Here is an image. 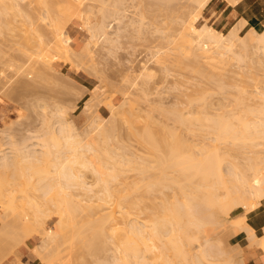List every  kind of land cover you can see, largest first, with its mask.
<instances>
[{
    "label": "bare ground",
    "instance_id": "1",
    "mask_svg": "<svg viewBox=\"0 0 264 264\" xmlns=\"http://www.w3.org/2000/svg\"><path fill=\"white\" fill-rule=\"evenodd\" d=\"M51 1L54 2L58 8H60L59 11H61V15H60V12H57L58 11L56 9L57 7L52 9ZM136 1H138V0H135V1L131 0V2H136ZM193 1H195V3H197V8H198V9L193 8L194 10H192V11H195V9H196V12L194 13L195 15H193L190 12V15L191 14L193 15V16L189 15L190 18L189 17L188 18L190 20L185 17L184 18L185 20L181 21V24L178 23L181 25L180 28H178L179 32L176 33L175 35L173 34V37H171L172 34H169L171 39L168 36V38L170 39V41L169 40L168 41L170 43H173V44L175 43L174 44V50L177 51V52H174L175 54L176 53H178V55L184 54V56H186L185 57L186 60H188L187 58H189L188 55L190 54V52H191V54L192 53L196 54V52H197V51L193 52V49H192L193 38L190 37L192 35V33H190L189 31L193 30L192 32H196L197 35H199V38L197 39L198 45H199L198 49H200L201 50L200 52L203 54L204 60L203 59L202 60L204 62L201 59L197 62L199 64L202 61V63H204V64H203V66L199 65V67L201 66L202 68L201 67L200 68L197 67V68L200 69V71L204 68V70H202V73H204L203 76H205L204 79H206V81L203 80L204 83L213 80V78H215V75L217 74L216 71H214L215 70L214 68H217V66L214 65L213 61H212L215 58L218 57L219 62L229 64L228 61L233 59V58H235L237 60H242V61L244 60L245 61L244 58H246V56L244 57V52L248 49H251V50L255 49V50H253L254 53L256 51L259 52V50H261L260 52H262V51L264 52V10L261 12L263 24L258 26V28L261 29V31H262V32L259 31L260 35L256 34L257 29L251 24V21H249L248 19L242 18V16L235 19L234 20L235 22H232L229 26L228 31L225 32V31L219 30L217 27H214L212 24L208 23V20L210 21V18L207 19V17L204 15V12L207 10V8L209 7V5L211 4V2L213 0H193ZM242 1L243 0H222V2H220V3H221V6L230 5V6L236 7ZM20 2H21V0H20ZM20 2H19V0H4V5L2 8H0V13H2V11H4L5 9L8 10L7 8H11L10 10L13 9V12L17 11L19 13V15L22 16L21 13H24L26 10L24 11L23 8H22L23 10L21 9ZM36 2L41 9L43 8V11H44V8H46L47 10L45 9V11H48L49 13L50 12L52 13L54 11V15H55V13H59V15L61 16L60 18H58L57 21H55V22L53 21V24L55 25V27L51 23V25L54 27L55 30H52L53 32H50V33H52V37L50 38V41L48 40V42H47V40L44 39V38L47 39V37H45V35H43L40 32V30H39L40 27H39L38 21L39 20L41 21V19H43V20L48 19L49 17H52L53 19L55 18L54 20H56L59 15H57V17H55L56 15L53 17V13L51 14L52 16H50V14L47 15L48 12H46L47 14L45 13V15H43L41 19H40L41 16L38 17V19H37L36 18L37 15H35L36 17L34 15H32L33 12L26 14L27 13V11H26L23 14L24 20L22 18V20H23L22 23L23 24L26 22H27L26 24L29 23L28 24L29 25L28 31L30 30L28 32L29 34H31L30 32H33L35 34L38 33L37 35L39 37H38V40H36V42H38L37 47H39L44 54L46 53L45 56L47 57V59L50 60V58H48V57L51 56V60H50L51 63L53 61H56V60L63 61L66 65V67H69L67 65L70 64V61H69L70 60V58H69L70 53L71 54L75 53L76 54V55L74 54L75 56H77V54L81 55L82 52H84V50L86 48L88 51L85 50V53L86 52L88 53L89 48H90L89 44H91L92 41L99 39L100 37H103V39L106 40L107 42L112 41V43H114V42L119 41V39L121 37V33H122L121 31L125 27L124 26L125 22H124L123 28H122V22L128 17L127 12L130 11L129 8L131 5V4L129 5V3L127 4V2H129V0H35V3ZM134 4L136 6L137 4H139V1H138V3H134ZM53 7H54V4H53ZM131 7H134V6H131ZM31 8H33V7L31 6ZM50 9H52L53 11H51ZM54 9H56V10H54ZM30 10H28V12ZM35 12H36V10H35ZM6 14H8L7 11H6ZM13 14L11 12L12 16L15 15V14L14 15ZM29 14H31V15L29 16ZM212 15H214V13ZM31 16L32 17L34 16L35 19L34 18L32 19ZM142 16H143V14H142ZM142 16H140L138 19L131 18V17H129V19H128V21H130V23H131L130 25H133V24L135 25L137 23L138 33L144 32V31H142L143 29L145 30V25H144L145 21L143 20L144 17L142 18ZM170 17L172 18V16H170ZM14 18H12V21H14ZM112 18L113 19L115 18L117 20V22H119L118 23V25H119L118 26V32L116 33V35H117L116 39H114L115 37L113 38L112 36H110V33L108 31V27L110 26L109 21ZM75 20L80 21L83 24L82 26L86 29V31L88 33V39L80 50H76L73 47V45H72L73 39H72L71 35L68 33V26L71 23L73 24V22ZM167 22H169V21H167ZM0 23H2V22H0ZM5 23H4V25H5ZM127 23L129 24V22H127ZM235 23H237V24H235ZM2 24H0V26ZM28 25L23 26V29H24V27H28ZM127 25H126V27H127ZM239 25H240V27H239ZM6 26H8V25L6 24ZM135 28H136V26L134 27V29ZM174 28H175V26H174ZM253 28L256 29V30L254 29L255 30L254 35H256L258 37L254 36L252 34L251 31ZM3 29H5V28H3ZM49 29L50 28H48V30ZM169 29H171V28H169ZM10 30H12V29L10 28ZM245 30L246 31L250 30L251 33L248 34L247 33L248 31L246 32ZM12 31H14V30H12ZM82 31H83V29H82ZM156 31L160 32V34L162 33V35H164V36L166 34L168 35V33H166L167 31H165L161 28H157ZM243 31H245L244 32V35L246 34L245 36L242 34ZM24 33L26 34L27 32L24 31ZM50 33L48 31L46 34L50 35ZM193 34L196 35L195 33H193ZM247 34L249 35V38H247L248 37ZM167 35H166V37H167ZM252 35L254 37H251ZM30 36L31 35H29V37ZM48 38H49V36H48ZM234 38L239 40V41L236 40V41H238V42H236V45H238V43H239L240 44L239 47L242 46L241 50H239V51L237 50V49H240L239 47H237V49L234 50V47H235L234 46L235 42L233 41V40H235ZM178 39H180V41ZM33 40H31V41L33 42ZM226 40L228 41V44H226ZM31 41L29 43H31ZM36 42H34V43H36ZM207 42H209L210 44H212L211 42H214L217 46L224 48L225 51L223 50L224 52L223 51L216 52V53H219V56L217 54L215 55V54H213L214 52L211 51V49H210L211 47H207V45H206V44H208ZM250 47H252V48H250ZM156 51H154L155 55L154 54L153 55L158 57L162 53V51H159V50H156ZM226 52L229 54L228 57L227 56L223 57V54H225ZM247 52H246V54L248 57ZM87 53H86V55H90ZM164 53H165V51H164ZM227 53H226V55H227ZM250 53H251V51H250ZM185 54H188V55H185ZM256 54H258V53L256 52ZM86 55H84V56L86 57ZM196 56H198V55H196ZM175 57H177L178 60H177V58L176 59L174 58L175 60H177L176 61L177 64H174V65H178L179 63H180L179 65H182V61L180 60L181 58L179 56H175ZM195 57L193 59L198 58V57H196V58ZM252 58H255V57H252ZM158 59H159V57L157 58V60ZM252 60H256V59H252ZM50 61L48 62L49 64H51ZM234 61H232V63ZM242 61L239 64H241ZM251 61H249L250 64H253V63H251ZM258 61H259V59H258ZM261 61H263V60H260L259 63H262ZM157 62H159V60ZM147 63L148 62L142 63V65L140 67L141 70H140L139 74H137L135 79H132L131 82L129 80L130 79L129 76L128 75H127L128 77L125 76L126 79H128L129 82L132 83L131 84L132 87H133V85L134 86L138 85V80H139L138 78H142L141 80H144L145 78H149L152 75H154L153 74V72H154L153 68H151ZM189 64H190V62H189ZM198 64H197V66H198ZM250 64L248 66H250ZM157 65H159V64H157ZM179 65H178V67H180ZM207 65H208V67H207ZM31 66H32V68L35 67L33 69V72L36 71L35 69L37 66H35V65H34V67H33V65H31ZM190 66H191V64H190ZM253 66H255V64ZM129 67H131V66H129ZM162 67H166V66L162 65ZM21 68H22V66H21ZM32 68L29 67L30 70ZM37 68H39V67H37ZM222 69H223V67H222ZM263 69H264V67H263ZM162 70H164V68H162ZM166 70H164V71L166 72ZM193 70H195V68ZM220 70H221V68H220ZM241 70H240V72H241ZM250 70H253V68L252 69L250 68ZM255 70H256V68H255ZM258 70L260 71V69H258ZM237 71H236V73H239ZM36 72H38V71H36ZM250 72H252V73H250ZM250 72L249 73L251 75L248 74L249 79L251 76H253L252 79L255 80V78H254V77H256L255 75H258L259 73L256 71L255 72L250 71ZM260 72H262L261 74L263 75V71L261 70ZM218 73H219V71H218ZM236 73H234V74H236ZM35 74H37V73H35ZM221 74H217L216 76L220 75L219 77H221ZM226 75H227V73H226ZM262 75L261 76L258 75L256 78L257 79L260 78L263 81L264 78H262L263 77ZM238 76L239 75L237 74V77ZM242 76H244V75H242ZM0 77L3 78V76H0ZM223 77H225V76L222 75V79L220 78V80H223ZM234 77H233V79L237 78V77L236 78H234ZM132 78H133V76H132ZM216 79H219V78L216 77ZM257 79H256V82H257ZM242 80H244V81H242L243 83H241V84L239 83L238 86H237L238 81L236 82L237 83L236 85L233 83L235 85L234 87H236V89L234 88L233 90H234V92H235V90H237V92H236L237 95H235L234 93L231 94V95L235 96V98L230 99V101L233 100L232 106L231 105H229V106L225 105V106H227L226 108H225V106H223V111H221V109H218L219 107H216L218 109V111L220 110L219 113L217 112L216 114H214L213 112H210V114L213 113L214 115H212V114L210 115L209 112L207 113L206 109L209 108L208 103H210V102H209V100H207L208 101L207 102L204 99H207L205 97V95L206 96H207V94L209 95L208 92L211 89L206 93V89H208V88L202 87L203 85L200 87L202 92L199 90L195 91L201 95H198L197 93H195V96H194L193 93L191 94L194 96V97L191 96L194 99L197 97L196 94L198 95V97L201 96V97H199L200 99H196V100L191 99L193 101L192 102V101H190V98H189L188 100L190 101L191 104L189 103V101H187V100L186 101H187L188 105L189 104L192 105L197 101L196 103L198 105H200V107L199 106L198 107L201 108V106H202V109H200V112L198 110L199 108L197 109L198 113L200 114L201 112L203 113L204 111H206L204 114H202V115L200 114L198 116H195L197 114H195V115L192 114L193 112L191 110V112L188 111L189 112L188 113L189 115H188L186 113V111H184L183 109H181V110L178 109L177 111L178 112L180 111L179 113L175 110H174L175 112H172L173 114L171 113L173 118H176V119H173L174 121L177 120L178 122L179 121L181 122V123H178V125L188 124L186 126H184V125H182V126L186 127V129H189L191 131V130H193L191 128L194 126L191 123L196 124L197 122H200V124L202 125L201 130L204 131L206 129L207 133L211 135L210 142L207 141L208 143L203 144V145L198 144V145H201V147L198 146V147H200V148H198V150H197L196 144H194L195 145L194 146L193 144L188 143L187 139H185L184 137H181L180 131H172L171 132L172 129L168 131L167 129H170V128L166 129V127H169V126L164 127L165 124L163 125V127L166 130L162 127V130L163 129L165 130V132H163V133L161 131V133L163 134V136H162V134L159 133L161 130V127H160V130L157 131L156 130L157 128L155 127V125H157V124H155L156 120L153 121L152 118L150 119L149 116H148L149 119H146L144 122H148V120L153 121L152 124L154 126L150 123L149 124H150V126H153V128L154 127L156 128V129L154 128V130H156L155 131L156 133H154L153 129L150 130L149 127L146 126V123H143L145 125L139 124L140 127L144 126L143 127L144 131H143V129H141L142 127L140 128L137 125L139 123L137 121V118H140V117H138L139 116L138 113L136 114L138 116H136L134 114L133 110H134L135 106H130L131 101L129 103L130 105H128L129 106L128 109L124 108V105L127 104L130 99L128 100V102L122 101L120 104L112 102L113 104H117V105L112 104V106H110L111 109L109 110V112H110V115L111 114L113 115V117L111 118L112 119L111 122L109 124L107 123L108 125L105 126V123L102 124L104 121L101 120L102 123H100V125L102 124L104 126L100 127L99 124H96L97 122H100V121L95 122L96 127H98V125H99V127L101 129L98 127L99 128V131H98L97 130L98 128L96 129V127L94 126V128L98 132H96V137L94 136L95 141L93 143H90L88 141L89 140L88 138L85 139L83 137L85 139V142L83 141L84 139L82 140L81 137H79L80 139H78L76 136V133L74 134V132L71 131L72 128H70L69 125L67 126L68 128L64 127L65 125L64 126L62 125L63 127L60 125L61 127L59 129V133L58 132L57 133L61 134L63 139H65V140L63 143L58 142V140H57L56 144H52L53 146L55 145V147H57V149H56L57 151H55L56 153H52L53 151L50 150L52 147L51 148L47 147V150H50L48 153L50 155H53V159L51 160L52 169L49 170V168H48V171L46 170V168L44 169V168H41L40 166L37 167L33 163L32 160H29V159L36 157L35 152H36L37 148H33V146H35V144L32 143V145H30V146H32L31 148H29L28 144L26 146L23 145L24 148L23 147L17 148V151H18L17 154L12 153L13 151L12 152L10 151L11 153H9V154H12V155L14 154V157L12 155L8 154L9 150L6 151V148H8V146L2 147L0 149V170L2 171V169H7L5 171L3 170L2 172H5L6 176L5 175H3V176L6 177L10 181H8L6 178H4L2 176L1 171H0V176H2L6 180V182L8 181V183H6V182H4L5 180L3 181V179L0 177V180L2 181V182L0 181V221H1L0 223H3V227L0 228V230L2 229L3 231H0V232L1 233L8 232L7 234H9V236H11L13 234L12 235L13 237L12 236L11 237L14 239V241H16V243L19 242V244L22 241L20 239L19 233L18 234L16 233L17 230L19 231L20 229H22L21 231L23 232L24 236L27 239H29L33 235H38L40 237V240L38 241V244L36 246H34V249H32V254L36 257V260L33 262V264H53L54 263L53 262V260H54L53 259V250L55 248L60 247L63 243H65V240H67L65 236H67V237L70 236V238H69L70 240L69 239L68 240H69V242H71V245H72V242L73 243L75 242L74 239H77L76 236H79L78 241H80V239L85 238L83 242L81 240L80 245L82 243H84L83 245H81L82 247L84 245H85V247L89 246V247H87V249L89 248V250H91V248H92V250H93V246L97 245V246H95V249L98 250L97 248L100 249L104 245L102 240H104L106 238V235H109V233L111 234V238L109 237L110 239H112L115 236V234H116V236L114 238H116L118 236L121 238L120 240H119V238H117L115 240V242H117V244H118V241H120L119 242L120 244L119 245L116 244L117 245L116 247L119 248L118 250L120 251V254H122V255L117 253L120 256L118 258H117V256L113 258L114 255H112L113 261H111V262H113V263L110 262L111 259L109 257L110 260H108L107 263L104 261H106L108 258L105 260H102L103 262L99 261L98 264H108L109 262H110V264H148L149 263L148 261L152 260V259H148L149 254L152 255V258L154 259L155 262H157V264H234L235 258L233 257L234 255L232 253H230L231 250L227 249L226 246L224 247L221 239L220 240L218 239L220 237H217V235H216V237H217V239H216V237H214L213 232H214V230L215 231L217 230L215 232V234H216L219 231L218 229H222L223 227H224V229H228L229 224H227L228 222H227L226 218H229L231 221L235 222L234 225L239 224L241 226V227L240 226L238 227L239 229H235L236 233L240 229L243 228L242 226H244L246 224V226H244L243 230H245L247 232L248 237L249 236L254 237V238H252L253 240L251 239V237H249V239L247 241H249V242L253 241L255 243V237L259 234H257L256 229L252 225L249 224L248 219L251 216H255L256 214H258L260 212L259 205H261L262 199L264 198V155H263L264 154V88H263L264 87L263 86L264 81L263 82L260 81L258 83L261 85V82H262V85H261L262 91L260 93L261 95L260 94H259V96L257 95L260 103L257 100L256 102H258L259 105L256 106L257 104L255 103L256 105L252 106V104H250V101L253 100L252 98H254L255 94L256 93L258 94V92L251 90V86H250V89H248V82L249 81L247 82L245 79H242ZM5 81H6V79H5ZM22 81H23V83L21 81H19V82H21L20 84H23V86L20 85V86H22L21 90H23V88H26V90H28L29 87H27V85H31V84L28 83V81L24 82L23 79H22ZM223 81H220V82H223ZM145 82L147 83V81H143L142 83L146 84ZM214 82H215V79H214ZM218 82L216 81V83H218ZM244 83H247V84H245V86H244ZM252 83H255V82H252ZM139 85H141V84L139 83ZM206 85H204V86H206ZM219 85L216 88H218V90L223 89L222 87L224 85L223 86L221 85L222 87L220 86V88H219ZM202 88H203V90H202ZM199 92H201V93H199ZM203 92H204V94L205 93L206 94L202 95ZM229 92H227V93H229ZM125 94H127V93H125ZM127 96H128V94H127ZM233 96H231V97H233ZM228 97H229V95H228ZM124 98L127 100L126 97H124ZM124 98H123V100H125ZM210 98L208 97V99H210ZM255 99H257V98H255ZM125 102H127V103H125ZM203 102L207 103L206 104L207 106ZM229 103L231 104V102H229ZM107 105H109V104H107ZM209 105H212V104L210 103ZM125 106H127V105H125ZM230 106H231V108L229 109L228 107H230ZM214 108H215V106H214ZM227 108L229 109L228 111L224 110ZM210 109H212V108H210ZM210 109H209V111H210ZM182 110L184 112H182ZM165 111H163V112L165 113ZM171 111H173V110H171ZM197 111H195V113ZM176 112H177V115H175ZM135 113H136V111H135ZM168 113L170 114V112H168ZM165 114H167V113H165ZM168 116H170V115H168ZM170 118H171V116H170ZM94 120L96 121V119H94ZM135 120L137 121V124L135 123L133 125ZM182 122H184V123H182ZM135 125H137V126H135ZM166 125H168V124H166ZM191 125H192V127H188ZM133 126H135L136 128L135 127L133 128ZM145 126H146V130H145ZM160 126H162V123L160 124ZM122 127L125 128V132H127L128 135L130 133V136L132 134H133V136H135L134 138L132 136V138L134 140H135V138H136V140L139 138L137 141L140 140L142 142L141 145H143V144H146V145L149 144V146L151 145L150 148L152 147L153 149L152 150L149 149V153H153V151H155L156 155L161 154L162 157H161V155H160V157L157 156L159 159L158 160L155 156V153L151 154V157L148 154L145 156H142L143 153L142 154L140 153L141 156H138L136 154H133L130 156L129 155L130 152L127 151V147H126L127 143L124 145V143L126 141L124 142L123 139L125 137H122L123 138L122 143H119V141H117V143H116L117 145H115V142L113 141L115 139L117 140V137L115 138V134H117L116 132H118V130H119V133L121 134V131H122L121 129H123ZM157 127L159 128V125ZM197 127H199V126H197ZM135 129H137L136 130L137 132H135ZM140 129L142 131L141 133H140ZM174 129L175 128H173V130ZM96 130H93V131H96ZM152 130H153V132H152ZM182 130H183V127H182ZM73 131H74V129H73ZM3 132L6 135L5 130ZM3 132H2V134H3ZM54 132H53V134H54ZM92 132H90V133H92ZM157 132L161 135V137L159 134H157ZM175 132H177V133L179 132V134H177ZM136 133H137V135H135ZM56 134L53 136L58 139V137H57L58 134L57 135ZM84 135L87 137L89 136V134L87 135L85 133H84ZM53 136H52V138H53ZM182 136H184L183 133H182ZM62 137H61V139H62ZM162 137L165 139H158V138H162ZM181 139H184L186 142L182 141ZM92 140H93V138H92ZM160 140H162V142H159ZM86 141H88V142H86ZM204 142L202 141L201 143H204ZM6 143H7V141L4 142V144H6ZM48 143H50V142H48ZM52 143H54V139H53ZM162 143L165 146L162 145ZM184 143L185 144L187 143V144L185 145ZM43 144H44L43 146L48 145V144L46 145L45 143H43ZM36 145H38V144H36ZM161 145L163 146V148ZM16 146L17 145H15V147ZM43 146H42V148H43ZM149 146L147 145L148 148H149ZM160 146H161V149H160ZM246 146H249V148H247ZM192 147L196 148V150L198 152L195 151ZM242 147L247 148L248 151L250 149L254 155V156L246 158V160L248 159V166H247V168H244L247 170H249V169L252 170L251 175H248L246 173L247 172L246 170L242 171L241 170L242 168L241 169L237 168L238 165L240 164V162L238 163V165H236L234 162H231L229 159H227V158H229L231 151L234 150V151L238 152L239 149H243ZM164 148H166L167 150H165ZM184 148L186 149V151H184ZM11 149H14V148H11ZM117 149H118V152H117ZM40 150H42V149H40ZM52 150H54V149H52ZM159 150H161V151H159ZM167 151L169 152V155H168V153H166ZM248 151H247V153H248ZM251 151H250V153H251ZM145 152L146 151H144V153ZM236 152L234 154H236ZM87 153L92 154L90 158H88ZM163 153L164 154L166 153V155H168V159H167V156L164 155ZM250 153H249V155H250ZM231 156L233 157L235 155L232 154ZM231 156H230V158H231ZM152 157H155V158H152ZM163 157L165 160L161 159ZM37 158H40V157H38V154H37L36 160H38ZM91 158H93L95 160H93ZM147 160L150 162L153 161V164L155 162V165H151V163L149 164V162ZM154 160H156V161H154ZM225 160L228 161L229 167H230V169L227 167L229 172L226 170L227 171L226 173H224L225 170H224L223 165H222V164H224ZM41 161H42V159H41ZM34 162H35V160H34ZM44 163H45V161H43L42 164H44ZM159 164H160V166H159ZM14 165H20L21 166V172H20V168H18V167H16V169H12V170L9 169ZM150 166H151V168H150ZM152 167H154V168L158 167L160 169V171H159L158 168H156L159 175L157 174V176H156L155 173H154L155 175L152 173V175H151L152 177L148 176V174H150V173H148L149 170L154 169ZM233 167L235 168V170ZM17 168L19 169L18 171H16ZM81 168L85 169L86 171H91V173H93L94 181L92 180V183L88 182L89 180L87 181L86 179H84L83 174H85V173L83 171H81ZM131 170H134V174H135L134 177L136 176L135 178L138 177L137 176L138 172H139V174L141 173L139 176H141L142 174L145 176L144 177L141 176L142 179L138 177L139 179H141L140 181H138L135 178L133 179V181L132 180L127 181L129 179L128 178L129 176L128 177L126 176L127 171L129 172ZM135 170H136L137 174L135 173ZM168 170H171L170 172H172V173L174 172L175 175L178 172L177 173L178 176L176 175L177 176L176 177L175 175H171L172 173L169 174V172H167ZM236 170L238 172H235ZM239 170H241V172ZM250 170H249V172H250ZM15 171L18 172L19 174L21 173L20 176L19 175L15 176ZM80 172H83V174ZM18 173H16V175ZM11 174H12V176L14 175L13 176L14 181L12 179H10ZM146 174L148 177H146ZM180 174H182V175L179 176ZM196 176H198V177H196ZM86 177H87V175H86ZM91 177H92V174H91ZM145 177L149 181H147ZM153 177H155L153 179V181L152 180L150 181V179H152ZM180 177H181L182 181L185 180V183H184V181L181 182ZM19 178H21V179L17 181V179H19ZM192 178H193V180L196 178L197 179L199 178V179L198 180L196 179L197 181L194 180L195 182L191 183ZM134 180L135 181L137 180V182H135ZM250 181H251V183H250ZM20 182L21 183L23 182V183L20 184ZM112 183L114 185H112ZM94 186H95V188L99 187L98 191L95 192ZM33 187L35 189H37L39 192H41L40 197L38 195L37 196L42 200L32 198L30 195H28V194H30V191H29V193L26 194V190L28 188L32 189ZM74 187H76L75 188L76 190H77V188H79L78 190H80L81 192L79 193V191H78V193L75 194V192H76L75 191L73 193ZM167 188L168 189L171 188L172 192H170V193L166 192L165 189H167ZM219 189L221 190V193L219 192ZM222 191H224V192L222 193ZM17 192L18 193L21 192L20 196L22 194V197L25 200H22L23 198H20V197L18 198ZM23 193H24V195H23ZM35 194L36 193L34 192V195ZM85 196L89 197L88 200L85 199L86 198ZM79 197H81V198H79ZM93 198H94V200H93ZM33 199H35V200H33ZM84 199L87 201L86 203H89V202H91V203L90 204H84L83 203L85 201ZM18 200H19V202H18ZM17 203L21 204V206H19ZM49 205L54 206V209L52 208L53 209L52 210L49 207ZM18 207H21V208L23 207V208L22 209L19 208V209H21V211H20L19 209H17ZM238 207H242L244 212L242 214L232 216L231 215L232 211ZM94 208H95V210L100 208V209H98L99 211L101 210L100 213L103 211L99 215V217L95 216V214H98L97 212H99V211H96V212H95V210L93 211ZM15 209H17L16 213H18V214H16V217L19 216L18 218H16L14 215L15 211H16ZM23 209L25 210V213L23 212L24 211ZM5 210L6 211H8V210L12 211L13 210V211L12 212L8 211L6 213ZM19 211H20V213H19ZM83 211H84V213H83ZM91 211H93V213H95L93 216L90 214L85 215V212L90 213ZM13 212H14V214L12 215ZM50 212L53 214H51ZM10 213H11V216L8 215ZM6 214L9 216V218L12 217V218H10V220L13 219L12 223H11V221L8 220L9 218L7 217ZM78 214L80 215V217H78ZM91 214H92V212H91ZM142 214H144L146 218H144V215H143L142 221H140L141 220L140 217ZM87 215H89L93 219L92 218L90 219ZM13 216L15 217V219ZM54 216L58 217V219L55 221L53 227H47L46 224H48L47 223L48 220L52 219ZM6 217L8 219H6ZM82 217H87V218L83 219L84 224H83V222H81ZM143 218L145 221L143 220ZM230 220H228V221L230 222ZM79 222H80V225H79ZM77 224L79 226H81V225L85 226L86 225L87 229L90 230L87 232L88 233L91 232V235L89 233L88 236L84 235V237L81 238L83 233H85L86 231L81 232L82 227H78ZM17 225H19V226H17ZM15 228H17V230H15ZM229 228H230V226H229ZM108 230L111 232H109ZM230 230L232 232V230H234V228L229 229L228 235H229V233H231ZM87 232H86V234H88ZM226 232H227V230H226ZM241 233H242V231H241ZM219 234H220V232H219ZM222 234H223V232H222ZM232 234H234V232H232L230 234L231 237H232ZM89 236H91V237H89ZM64 237H65V239H64ZM88 237H89V239H88ZM101 237H105V238L102 239ZM258 237H259V239H257ZM258 237H256V243L255 244L256 245L258 243L260 244L259 248L262 251V253L264 254V228H263V233L261 234V236L259 235ZM213 238H215V240H213ZM85 240H87V241L90 240V241L87 242ZM257 240H260V241L257 242ZM93 242L94 243L96 242L95 245L93 244ZM105 242H108V241H105ZM221 242H222V244H221ZM91 243L93 244V246H91L92 245ZM67 244H68V242H67ZM247 244H248V242H247ZM249 245H250V243H249ZM251 245H253V244L251 243ZM79 246H78V248H79ZM81 246H80V249H81ZM239 247L241 248V246H239ZM239 247L237 249H239ZM72 248H74V247H72ZM76 248H77V246H76ZM83 249H86V248H82L81 253L87 252L86 250L83 251ZM103 249H105V246H104V248H101L100 250H103ZM195 249H197V250H195ZM55 250H58V249H55ZM55 250H54V252H55ZM64 250H65V248H64ZM89 250H88V252H89ZM92 250H91V252H92ZM239 250H241V249H239ZM239 250H238V252H239ZM97 252H96V254H98ZM61 253L63 254V252H61ZM61 253H60V257L62 256ZM102 253H104V252H102ZM91 254H93V253H91ZM96 254L94 253V256ZM73 258H74V256H73ZM76 259H77V257H76ZM78 259H79V257H78ZM1 260H2V258H1ZM236 261H237V259H236ZM55 262H56V260H55ZM58 262H60V260ZM152 262H153V260H152ZM155 262H154V264H155ZM21 264H24V263L21 262ZM150 264H153V263H150ZM235 264H236V262H235ZM244 264H247V262L244 261Z\"/></svg>",
    "mask_w": 264,
    "mask_h": 264
},
{
    "label": "rangeland",
    "instance_id": "2",
    "mask_svg": "<svg viewBox=\"0 0 264 264\" xmlns=\"http://www.w3.org/2000/svg\"><path fill=\"white\" fill-rule=\"evenodd\" d=\"M133 1H135V0H133ZM138 1H139V4H137L135 6L134 3H138ZM138 1L131 2V0H129V2H127V4L129 3V5L131 4L130 8H129L130 11L127 12L128 13V17L126 18L127 20L125 19L122 22V28H123V23L124 22H125V25H124L125 27L121 31L122 33H121V37H120L119 41L114 42V43H112V41L111 42L110 41L107 42L106 40L103 39V37H100L99 39L92 41L91 44H89V47H90L89 48V52L88 53L86 52L87 54H90V55H86V53H85V50H87V48L84 50V52H82V54H81L82 56L80 54H77V56H75L76 55L75 53H73V54L70 53L69 54V56H70L69 57L70 58V60H69L70 64L67 65L69 67H66L65 63L63 61H60V60H56V61H53L51 63V61H50L51 60V56L48 57V58H50V60L47 59V57L45 56L46 53L44 54L41 51V49L39 47H37L38 46V44H37L38 42H36V40H38V37H39L37 35L38 33L35 34L33 32H30L31 34H29L28 33L30 31V30L28 31V29H29V25L28 24L29 23L26 24L27 23L26 22V23H24L25 25L22 23L23 20H24L23 14L26 11H27L26 14H28L30 12L31 13L33 12L32 15H34V16L37 15V17L35 16L37 19H38V17L41 16L40 17V19H41L42 16L45 15L46 12H48V11H45L46 8H44V11H43V8L41 9L38 6L37 2L35 3V0H33V1L32 0L31 1L30 0H21V2L19 0V2L21 4V9L23 8L24 11L26 10L24 13H21L22 16L19 15V13L17 11L13 12V9L10 10L11 8H7L8 10L5 9L4 10L5 12L2 11V13H0V19L3 17L0 20V22H2L3 24L2 23H0V24H2L1 26L3 28H5V29H3L0 26V76H3V78L0 77V149L2 147H7L8 146V148H6V151L9 150L8 154L11 153L12 151H13L12 153H16L17 154V152H18L17 148H22L23 145L26 146L27 144H28L29 148H31L32 146H30V145H32V143H33V144H35V146H33V148H37L36 152H35L36 153L35 155L37 157V154H38V157H40V158H37L39 161L36 160V157L32 158V159H29V160H32L33 163L37 167L40 166L41 168H44V169L46 168V170L48 171V168H49V170L52 169L51 160L53 159V155H50L48 152L51 150V151H53L52 153H56L55 151H57L56 150L57 147H55V145L53 146L52 144H56L57 140H58V142H62V143L65 140V139H63L61 134H58L59 133V129H60V127L62 125L63 126L65 125L64 127H66V128H68L67 126L69 125L70 128H72L71 131L74 132V134L76 133V136H77L78 139H80L79 137H81L82 140L84 138L85 139L88 138L89 139L88 141L90 143H93L95 141L96 132L99 131L100 127L104 126L102 124L105 123V126H106L112 120L111 118L113 117V115L112 114L110 115V112H109V110L111 109L110 106H112L113 103H119L120 104L122 101H127L128 102V100L130 99L128 103L125 102V103H127V104H125L127 106L124 105V108L128 109V107H129L128 105H130L129 103L131 101V105L130 106H135L134 110H133L134 114L136 115L138 113L139 116L138 115H136V116L140 117V118H137V121L139 123L137 124V121L135 120L133 125L136 123L139 126V124L142 125L143 123H146V126H148L150 130L151 129L154 130V128L156 127L157 129L156 128L155 129L157 131H159L160 127H161V130H160L159 133H161V131H162V133L165 132V130L167 128H170V129H167L168 131L172 129L171 132L172 131H180L181 132L180 133L181 137H184L185 139H187L188 143H191L193 145L196 144V147H197V150H198V148H200L201 145L207 144L208 142H210L211 135L207 133L206 129L204 130L205 132L201 130L202 129V125L200 124V122H197L196 124L191 123L192 125H194L193 127H192V125L188 126V127H192L191 129H193V130H191V131L189 129H186V127H184V126H186L188 124H186V125L180 124L181 126L184 125V126H182L183 127V130H182V127L180 125H178V123H181V122L180 121L178 122L177 120H175V121L173 120V119H176V118H173V116H172L173 113L172 112H175L178 109H180V110L183 109L184 111H186L187 114L189 112H191V110H192V112H193L192 114H194V115L197 114L195 116H198L200 114L201 115L204 114L206 111H204L203 113L201 112L200 114L198 113L197 109L200 107V105H198L196 103L197 101L194 104L190 105L191 104L190 101H192L191 99H194L192 97L195 96V93L198 94V92H195V91H197V90L201 91L200 87L202 85H203L202 87L208 88V89H206V93L211 89L208 92L210 96L207 94V96L209 98L211 97L210 99H208V97L205 95L206 93L205 94H204V92L202 93V95L204 94L205 97L207 98V99H204V98L203 99L206 100V101L209 100V102L213 105V106L209 105L210 103H208L209 108L208 109L205 108L207 110V113L209 112V114H210V112H213L214 114H216L217 112L219 113L220 110L218 111V109H221V111H223V106H225V105H227V106L231 105L232 106V103H233L232 101L233 100L230 101V99L235 98V96H233L231 94L234 93L235 95H237V93H236L237 90H235V92H234L233 89L234 88L236 89V87H234V86L237 83H238L237 86L239 85V83L240 84L243 83L242 81H244V80H242V79H245L247 82L249 81L248 82V89H250V86H251V90H253L255 92L256 91L258 92V94L257 93L255 94L256 97L254 96V98H252L253 100L250 101V104H252V106L256 105V104H257L256 106L259 105L260 101H259L257 95L259 96V94L262 91V86L261 85H262V82L264 81V79L262 81L259 77H258L259 79H257L256 77L258 75L259 76L262 75L261 74L262 72H260L262 70L263 71V75H262L263 77L262 78H264V69H263V67H264L263 66L264 65V62H263L264 61V58H263L264 57V52L263 51H262L263 53L260 52L261 50H259V52L256 51L258 53V54H256V52L255 53L253 52V50H255V49H253V50L248 49L245 52L243 51L244 52V57L246 56V58H244L245 61L244 60L243 61L242 60H237V59L233 58L231 60L232 61L235 60L236 62L234 61L232 63V61L229 60L228 61L229 64L219 62L218 61V57L215 58L214 60H212L213 64L217 66V68H214L215 69L214 71H216L217 74H221V73L222 74H221V77H219L220 75L216 76L217 75L216 74L215 78H213V80L205 82L208 85L207 86L203 82V80L206 81V79H204L205 76H203L204 73H202V70H204V68L201 71H200V69H198V68L201 67V66L199 67V65L203 66V64H204V63H202V61L204 60L203 54L200 52L201 50L198 49L199 45H198V40L197 39L199 38V35H197L196 32H192L193 30H191V31H189L190 29L188 30L190 33H192V35L190 37L193 38V40H192L193 41L192 42L193 52L197 51L196 54L192 53L193 55L191 54V52H190L189 55L185 54V55H188V57L190 58V59L187 58L188 60H186V58H185L186 56H184V54L183 55L182 54L178 55V53L175 54L174 52H177V51L174 50V44L175 43L173 44V43L169 42L171 37H173V34L175 35L176 33L179 32L178 28H180V26H181L180 25L181 21L185 20L184 19L185 17L188 18L189 15H190V12L193 15H195L194 13L196 12V9H195V11H192V10H194L193 8H197V3H195V1H193V0H138ZM217 1L222 2V0H217ZM53 4H54V7H53ZM3 5H4V0H0V8H2ZM239 5L236 6L237 9L239 8L238 9L239 17L242 16V18H245V19H251V18H256L257 17V18H260L262 20L261 12L264 10V0H243ZM31 6L33 8H31ZM131 6H134V7H131ZM51 7L53 9V8L57 7V5H55V3L51 1ZM52 9H50V10L53 11ZM56 9L58 10L57 12H60V15H61V11H59L60 8L57 7ZM56 9H54V10H56ZM28 10H30V11L28 12ZM35 10H36V12H35ZM6 11H7L8 14H6ZM11 12H12V14L14 13L15 15L13 14L14 16H12ZM52 13H53V17L55 15H56L55 17H57V15H59V13H55V15H54V11ZM52 13L48 12V14L47 13L46 14L47 15L50 14V16H52L51 15ZM142 14H143V16H142ZM192 14L190 16H193ZM30 15L31 14H29V16ZM60 15L57 17L56 20H54L55 18L53 19L52 17L48 16L49 17L48 19H45V20L41 19V21L40 20L38 21L39 22L38 24H39V27H40L39 30H40V32L43 35H45V37H47V39L43 37L45 40H47V42H48V40L50 41V38L52 37V33H50V32H53L52 30H55L54 29L55 25L53 24V21L54 22L57 21L58 18L61 17ZM204 15L207 17V14L205 12H204ZM34 16L33 17L31 16L32 19L33 18L35 19ZM140 16H142V18L144 17L143 20L145 21V22L143 21L144 25H145V30L143 29L142 31H144V32H142V33H138V30H137L138 29L137 28L138 25H137V23L135 25L134 24L130 25L131 23H130V21H128L129 17L138 19ZM170 16H172V18ZM12 18H14V21H12ZM22 18H23V20H22ZM207 19H209V18L207 17ZM167 21H169V22H167ZM127 22H129V24ZM233 22H235V21H233ZM4 23H5V25H4ZM51 23L53 24L54 27L51 25ZM118 23L119 22H117V20L115 18L114 19L112 18L109 21L110 26L108 27V31L110 33V36H112L113 38L115 37L114 39L117 38L116 37L117 36L116 33L118 32V26H119ZM178 23H180V24H178ZM208 23L212 24L214 27H217L219 30H222V31L226 32V31H228L229 26H230V24L232 22L230 24L220 26L217 23L216 24L213 23L212 19L210 18V21L208 20ZM6 24L8 26H6ZM235 24H237V23H235ZM27 25H28V27H24V29L26 28L24 30L23 26H27ZM82 25L83 24L80 21L75 20L73 22V24L71 23L68 26V33L71 35V37L73 39L72 45H73V47L76 50H80L82 48V46L86 43L87 39H88V33H87L86 29ZM126 25H127V27H126ZM135 26H136V28L134 29ZM174 26H175V28H174ZM239 27H240V25H239ZM10 28L12 30H14V31L10 30ZM48 28H50V29L48 30ZM81 28L83 29V31H82ZM157 28H161V29L167 31L166 32V33H168V35L166 34L167 37H166V35L164 36V35H162V33L160 34V32H157L156 31ZM169 28H171V29H169ZM254 29L255 28H253L252 31H251L253 35L255 34L254 31L257 28L255 30ZM47 30L49 31L50 35L46 34L48 32ZM24 31H26L28 34L27 33L25 34ZM245 31L242 32L243 35H244ZM247 31L246 32L248 34L251 33L250 30H247ZM256 31H257L256 32L257 35H260V32H262L261 29H259V30L257 29ZM193 33H195L197 36L194 35ZM169 34H172V36L170 37ZM248 34H247L248 37L246 36L247 38H249ZM29 35H31V36L29 37ZM253 35L251 37L256 36V35H254V36ZM48 36H49V38H48ZM168 36H169L170 39L168 38ZM256 37H258V36H256ZM31 40H33V42ZM178 40L180 41V39H178ZM236 40H238V39L233 40L235 42L234 43L235 44L234 45L235 46L234 50L237 49V47L240 46L239 43H238V45H236V42L239 41V40L238 41H236ZM30 41H31V43H29ZM34 42H36V43H34ZM207 43L209 44V45L206 44L207 47H211L210 49H211V51L214 52L213 54H215V55L217 54L219 56V53H216V52L224 50V48L217 46L214 42H211L212 44H210L209 42H207ZM226 44H228L227 40H226ZM241 47H239L240 49H237V50L238 51L241 50ZM250 48H252V47H250ZM156 50L162 51V53L158 56L159 57L158 60H159L160 63L157 62L158 61L157 60L158 57L154 56L155 55L154 51H156ZM164 51H165V53H164ZM250 51H251V53H250ZM246 52L248 53V57L249 58L247 57ZM226 53L223 54V57H225V56L228 57L229 54L227 53V55H226ZM84 55H86V57ZM196 55H198V56H196ZM175 56H179L181 58L180 60L182 61V65H179L180 63L178 62L179 63L178 65L180 67H178V65H174V64H177L176 61L178 60V58L175 57ZM193 56L194 57L196 56L198 58L195 57L196 59H193L194 58ZM252 57H255V58H252ZM174 58L175 59L177 58V60H175ZM200 59L201 60L203 59L201 61L202 64L201 63L198 64V62H197ZM250 59L251 60L252 59H256V60H252L251 61ZM258 59H259V61L263 60V61H261L262 63H259ZM49 61H50V63L52 65L48 63ZM241 61H242V63L239 64ZM249 61H251V63H253V64H250ZM144 62H148L147 64L151 68H153V71H154L153 74L154 75H152L149 78H145L146 80L145 79L141 80L142 78H138L139 79L138 80V85L136 84L137 86L133 85V87H132L131 86L132 83H130V82H131L132 79H135L137 74H139V72L141 70L140 67H141L142 63H144ZM189 62H190L192 67L190 66ZM157 64H159V65H157ZM197 64H198V66H197ZM249 64H250V66H248ZM254 64H255V66H253ZM31 65H33V67H34V65L39 67V68L36 67V69H35L38 72H36V71L33 72V69L35 67L32 68ZM162 65L163 66L165 65L166 67H162ZM21 66H22V68H21ZM129 66H131V67H129ZM29 67H31L32 69L30 70ZM207 67H208V65H207ZM222 67H223V69H222ZM162 68H164V70L167 69L166 72L164 70H162ZM192 68L193 69L195 68V70L197 69L196 70L197 72L195 70H193ZM220 68H221L222 71L220 70ZM250 68L251 69L253 68V70H250ZM255 68H256V70H255ZM258 69H260V71ZM240 70H241V72H240ZM218 71H219V73H218ZM236 71L239 72V73H236ZM250 71H253V72L256 71V72L259 73L258 75H255L256 76V77H254L255 80L252 79L253 76H251L250 79H249V77H248L249 75L248 74L252 73ZM225 72L227 73V75L228 74L229 75L227 76ZM35 73H37V74H35ZM234 73H236V74H234ZM237 74L239 75L238 77H237ZM127 75L130 78L129 79L130 82H129L128 79H126V77H128ZM222 75L225 76V77H223L224 81L220 80V78L222 79ZM242 75H244L245 77L242 76ZM132 76H133V78H132ZM216 77H218L219 79H216ZM233 77L234 78L237 77V78L233 79ZM5 79H6V81H5ZM22 79L24 80V82L28 81V83L31 84V85H27V87H29L28 90H26V88H23V90H21V87L23 86V84H20L21 82L23 83ZM214 79H215V82H214ZM256 79H257V82H256ZM219 80L223 81V82H220ZM19 81H21V82H19ZM143 81H147V83L145 82L146 84H144V83H142ZM216 81L217 82L219 81L218 83L220 85L218 83H216ZM260 81H262L261 85L258 84ZM252 82H255V83H252ZM139 83L141 85H139ZM245 84H247V83H244V86H245ZM20 85H22V86H20ZM204 85H206V86H204ZM218 85H219V88H220L221 85L222 86L224 85L223 87L221 86L223 89L218 90V88H216ZM202 90H203V88H202ZM201 92H199V93H201ZM227 92H229V93H227ZM125 93H127L128 96ZM192 93H193L194 96L191 95ZM197 94H196L197 97H198V95H201V94H198V95ZM227 94L229 95V97H228ZM230 95L233 96V97H231ZM123 96L126 97L127 100ZM197 97L194 100L200 99L199 97H201V96H199L198 98ZM123 98L125 100H123ZM189 98H190V101L188 100ZM255 98H257V99H255ZM186 100L189 101V103H190L189 105H188ZM257 100H258L259 103L256 102ZM228 101L231 102V104ZM107 104H109V105H107ZM204 104L206 105L207 103H204ZM219 104L220 105L222 104V105L220 106ZM113 105H117V104H113ZM214 106H215V108H214ZM227 106H225V108ZM231 106L228 107V108L230 109ZM216 107H219V108L217 109ZM210 108H212V109H210ZM228 108L224 109V110L228 111L229 110ZM200 109H202V106H201V108L198 109L199 112H200ZM209 109H210V111H209ZM171 110H173V111H171ZM183 110H182V112H184ZM135 111H136V113H135ZM163 111H165V113L170 115L171 118H170V116L165 114ZM167 111L170 112V114ZM195 111H197V112L195 113ZM177 112H176V114L175 113L174 114L177 115ZM213 113H211V114L214 115ZM148 116L150 117V119L152 118L153 121L156 120L155 124H157V125H155L154 128H153L154 125L152 124L153 121L150 120L151 121L150 122L148 120V122H144L146 119H149ZM94 119H96V121ZM101 120L104 121V122L102 123ZM97 121H100V122H97ZM95 122H97L96 124H99V125H100V123H102V124L100 125V127L98 125V127H99L98 128V127H96ZM149 123L152 124L153 126H150ZM161 123H162V126H160ZM182 123H184V122H182ZM166 124H168V125H166ZM137 125H135V126H137ZM143 125H145V124H143ZM158 125H159V128L157 127ZM163 125H164V127L165 126H169V127H166V129H165L163 127ZM94 126L96 127V129L98 128L97 129L98 131L94 128ZM135 126H133V128ZM146 126H145V130H146ZM197 126H199V127H197ZM141 127L140 128L143 129V131H144V128H143L144 126H141ZM162 127L165 129V130L163 129L164 131L162 130ZM172 127L175 128V129L173 130ZM73 129H74V131H73ZM92 129L96 130V131H93ZM141 129H140V133L142 132ZM2 130L3 131L5 130L6 135H5V133ZM121 130H122L121 134L119 133V130H118V132H116L118 134V135L115 134V138L117 137V140L114 138L115 140H113V141L115 142V145H117L116 144L117 141H119V143H122L123 140H124V142L126 141L124 143V145L127 143L126 147H127V151L130 152V154H129L130 156L133 155V154L141 156V154L143 153L144 155L142 154V156H145V155L148 154L151 157V154L155 153V151H153V153H149V149H151V150L153 149L152 147L150 148L151 145L149 146V144H147L149 146V148L147 147L146 144L141 145L142 142L140 140H139L140 142L137 141L139 138L137 140L135 138V140H134L133 138L135 136H133V134L130 136V133H129V135H128V133L125 132V128H123ZM136 130L137 129H135V132H137ZM153 130H152V132H153ZM156 130H154V133H156L155 132ZM2 132H3V134H2ZM53 132H54V134H53ZM90 132H92V133H90ZM56 133L58 134V136H57L58 139L53 136ZM84 133L87 134V135L89 134V136L88 137L85 136ZM159 133L157 132V134H159ZM175 133H177V132H175ZM182 133L184 134V136H182ZM177 134H179V132ZM135 135H137V133ZM52 136H53V138H52ZM132 136H133V138H132ZM162 136H163V134H162ZM61 137H62V139H61ZM122 137H125V138L123 139ZM160 137H161V135H160ZM92 138H93V140H92ZM53 139H54V143H52ZM85 139L83 140L84 142H85ZM158 139H165V138L162 137V138H158ZM181 140L186 142L184 139H181ZM5 141H7L6 144H4ZM88 141H86V142H88ZM202 141L203 142L205 141V142L201 143ZM48 142H50V143H48ZM159 142H162V140H160ZM43 143H45L46 145L48 144V145L47 146H43L44 145ZM163 143H162V145L165 144V143L164 144ZM36 144H38V145H36ZM198 144H201V145H198ZM15 145H17V146L15 147ZM42 146H43V148H42ZM161 146H160V149H161ZM198 146H200V147H198ZM10 147L14 148V149H11ZM47 147H49V148L52 147V148L50 150H47ZM244 147H242L243 149H239V150L237 149L238 152H236L234 150H233L234 152L231 151L230 156L232 154L235 155V156H233L234 158L232 156L230 158V156H229V158H227V159H229L231 162H234L236 165H238V163L240 162V164H239L240 166L238 165L237 168L238 169L242 168L241 169L242 171L246 170L247 171L246 173L248 175H251V173H252L251 171L252 170L249 169L250 170V172H249V170L244 169V168H247V166H248V159L246 160V158L254 156V155H253V153H252V151L250 149L248 151L247 148H249V146H246L247 148H244ZM162 148H163V146H162ZM192 148L195 151H197L196 148H194V147H192ZM40 149H42V150H40ZM52 149H54V150H52ZM164 149L167 150L166 148H164ZM144 151H146L145 152L146 154L144 153ZM159 151H161V150H159ZM184 151H186L185 148H184ZM247 151H248V153H247ZM250 151H251L252 154L250 153ZM117 152H118V149H117ZM235 152H236V154H234ZM166 153H168V155H169L168 151ZM166 153L165 154L163 153V154L166 155ZM249 153H250V155H249ZM9 155H12V154H9ZM91 155L92 154H88L87 155L88 158H90ZM160 155H156V153H155V156H156L157 159H158V157H160ZM168 155H166L167 159H168ZM12 156L14 157V154ZM161 157H162V155H161ZM152 158H155V157H152ZM41 159H42V161H41ZM91 159H93V158H91ZM161 159H164V157L161 158ZM34 160H35V162L36 161L37 162L35 163ZM93 160H95V159H93ZM43 161H45L44 164H42ZM154 161H156V160H154ZM148 162H149V164L151 163V165H155V162L153 164V161L152 162L148 161ZM222 165H223V168L225 170L224 173H226L228 171V168L230 169L228 161L225 160L224 164H222ZM159 166H160V164H159ZM16 167L20 168V172H21V166L20 165H14V166H12L9 169H11V170L12 169H16ZM18 168H17L16 171L19 170ZM150 168H151V166H150ZM152 168H154V167H152ZM156 168H158V167H156ZM156 168H154L153 170H149L148 173H150V174H148V176L152 177L151 176L152 173L153 174L155 173L156 176H157L158 172H157ZM3 170L5 171L7 169H2V171ZM158 170L160 171L159 168H158ZM234 170H235V168H234ZM241 170H239V171L241 172ZM2 171H1V173H2V176H3V175H5V172H2ZM16 171H15V176H18V175L20 176L21 173L19 174ZM81 171H83L85 173V174H83V172H80V173L83 174L84 179H86L87 181L89 180L88 182H90V183H92V180L94 181V179H93L94 175H93V173H91V171H86L85 169H82V168H81ZM170 171L171 170H168L167 172H169V174H170V173H172ZM235 172H238V171L236 170ZM16 173H18V174L16 175ZM135 173L137 174L136 170H135ZM177 173H176V175L178 176ZM91 174H92V177H91ZM140 174H139V172L137 174V176L139 178H141V176L142 177L145 176L143 174L141 176H139ZM86 175H87V177H86ZM134 175H135L134 174V170H131L129 172L127 171L126 176L127 177L129 176L128 177L129 179L127 181H129V180L133 181V179L136 177V176L134 177ZM171 175H175L174 172ZM181 175L182 174H180L179 176H181ZM2 176H0V177L4 181L5 180L4 178H6V177L3 176L4 177L3 178ZM13 176L11 174L10 175L11 178L10 177L9 178L13 180L14 179ZM148 176L146 174V177H148ZM138 177L135 178V179L140 181L142 178L139 179ZM196 177H198V176H196ZM154 178L155 177L150 179V181L151 180L153 181ZM193 178L191 179V183H194L195 181H197L199 179V178L198 179L196 178L197 180L194 179L195 180L194 181ZM20 179L21 178L17 179V181L20 180ZM137 180L136 181L134 180V181L137 182ZM146 180H147V178H146ZM180 180H181V177H180ZM8 181H10V180H8ZM8 181L6 182V180H5L4 182L8 183ZM147 181H149V180H147ZM183 181L185 183V180H183ZM183 181L181 180V182H183ZM22 183L20 182V184H22ZM250 183H251V181H250ZM112 185H114V184L112 183ZM33 188L32 189L28 188L26 190V194L29 193V191H30V194H28V195H30L32 198L40 199L39 197L41 195L40 194L41 192H39L35 188H34L35 189L34 190ZM75 188L76 187H74V189H73V193L75 191H76L75 194H77L78 191H79V193L81 192L80 190H78L79 188H77V190ZM98 188H95V186H94L95 192L98 191ZM32 190L36 193L35 195H34V192ZM165 190H166V192H169V193L172 192L171 188L170 189L167 188ZM219 192L221 193L220 189H219ZM223 192L224 191H222V193ZM20 193H18V195H17L18 198L19 197L23 198L22 194L20 196ZM23 195H24V193H23ZM79 198H81V197H79ZM88 198L89 197H86L85 199L88 200ZM35 199H33V200H35ZM19 200H18V202H19ZM22 200H25V199L23 198ZM40 200H42V199H40ZM93 200H94V198H93ZM86 202L87 201L85 200L83 203L84 204H90L91 203V202H89V203H86ZM17 204L19 206H21V204H19V203H17ZM49 207L51 209L52 208L54 209V206H52V205L51 206L49 205ZM259 207H260V212L258 214H256L255 216H251L248 219V222H249L250 225H252L256 229L257 234H259L261 236V234L263 233V228H264V198L262 199L261 205H259ZM19 208H21V207H18L17 209H19ZM17 209H15L16 210L15 214H14V212L12 213V215L14 214L15 217H16V214H18V213H16ZM21 209H19V210L21 211ZM98 209H100V208H98ZM98 209L95 210V208H94L93 211L94 210H95V212L99 211ZM8 211H11V210H8ZM8 211H6V213ZM20 211H19V213H20ZM93 211H91L92 214H91V212L90 213L85 212V215L86 214H90V215L93 216L95 214V213H93ZM100 211L97 212L98 214H95L96 217H99V215L103 212L102 211L100 213ZM23 212L25 213V210ZM243 212H244L243 208L242 207H238V208H236L235 210L232 211L231 215L232 216H236V215L242 214ZM83 213H84V211H83ZM51 214H53V213H51ZM79 214H78V217H80ZM8 215L11 216V213L8 214ZM8 215H7V217L9 218ZM143 215L144 214L141 215V217H140L141 220L139 219L140 221H142ZM87 216L90 219L92 218L89 215H87ZM7 217H6V219H8ZM15 217H14V219H15ZM18 217H16V218H18ZM10 218H12V217H10ZM10 218L8 220L11 221V223H12L13 219L10 220ZM84 218H87V217H82L81 218L82 219L81 222H83ZM144 218H146L145 215H144ZM144 218H143V220H144ZM57 219H58V217L54 216L52 219L48 220V222H47L48 224H46V226L47 227H53V225H54V223H55V221ZM226 220H227V222H228L227 224H229L230 228H232V229L234 228V230H232V232H234V234H235L236 233L235 229H239L238 227L240 225L239 224L234 225L235 222L231 221L229 218H226ZM228 220H230V222ZM83 224H84V222H83ZM79 225H80V222H79ZM79 225H78V227H82L81 228V232L90 231L89 229H87L86 225L85 226H82V225L79 226ZM17 226H19V225H17ZM229 226H228V229H224V227L222 229H218L217 228L219 231L215 234V232L217 230L216 231L214 230L213 233H214V237H216V235H217V237H220L218 239L219 240L221 239V241L223 242V246L224 247L226 246L227 249L231 250L230 253H232L234 255L233 257L235 258L234 259V264H235V262H236V264H244V261H246V257L244 255V253L249 248L257 249V250H259L262 253V251L259 248L260 244L259 243L257 245L255 244L256 243V237H258L259 235H257L255 237V243L253 241H251V240H250L251 242L247 241L249 239V237H251V236L248 237L247 232L245 230H243V228H244V226H246V224L244 226H242L243 227L242 229H240L239 231L237 230L238 232L235 235L232 234V237L230 235L232 233L231 230H230L231 233H229L230 236L228 235V231L230 229ZM1 227H3V223H0V228ZM15 230H17V228H15ZM21 230L22 229H20L19 231L18 230L16 231L17 234L19 233L20 239L22 241L20 244H19V242L16 243V241H14V239L12 238L13 234L12 235L10 234L12 236L11 237V236H9V234H7L8 232H4V233L0 232V248L2 247L1 248L2 250L0 249V263L1 264H7V263H9V264H21L22 261L19 258H17V256H16L17 255V250H18L19 246L24 241L27 240V238L24 236V234H23V232ZM226 230H227V232H226ZM0 231H3V230L1 229ZM241 231H242V233H241ZM86 232L83 233L81 238H83L84 235L88 236L89 233L91 235V232H89V233L87 232L88 234H86ZM109 232H111V231H109ZM219 232H220L221 235L219 234ZM222 232H223V234H222ZM115 236H116V234H115ZM65 237H66L67 240L70 238V236L69 237L65 236ZM65 237H64V239H65ZM78 237L79 236H76L77 239H74L75 242L74 243L72 242V245H71V242H69L70 239L68 241L65 240V243H63L60 246L61 248L60 247L55 248V249H58V250L54 249L56 253L53 250V259H54L53 260V262H54L53 264H82V263L83 264H85V263L86 264H88V263L89 264H98L99 261L101 262L102 260H105L107 258L108 259L106 261H104V262L107 263L108 260H110V259H111L110 262L113 261L112 260V255H114L113 258L116 257V256H117V258L120 257L119 256L120 251L118 250L119 248L116 247L117 245L120 244L119 243L120 241L117 240L118 244H117V242H115V240L117 238H119V240L121 239L119 236L116 237V238L113 237L112 239H110L111 238V234L109 233V235H106V238L105 237H101L102 239L105 238L104 239L105 241H108V242H105L104 240H102L104 245L101 248H104V246H105L106 250L105 249L100 250L101 248L100 249L97 248L98 250H96L95 249V246H97V245H95L96 242L95 243L93 242V244L95 246H93V244L91 243L92 244L91 246H93V250L91 248L92 252H91V250H89V248L87 249V247H89V246H86V247H85V245L83 247L81 246L84 243H82L80 245L81 240L83 242L85 238L84 239H80V241H78V239H79ZM89 237H91V236H89ZM89 237H88V239H89ZM217 237H216V239H217ZM35 238H36V242L37 243L34 246H36L38 244V241L40 240V237L38 235H35ZM252 238H254V237H251V239ZM257 239H259V237ZM213 240H215V238H213ZM66 241L68 242V244H67ZM85 241H87V240H85ZM88 241H90V240H88ZM258 241H260V240H257V242ZM222 242H221V244H222ZM247 242H248V244H247ZM249 243H250V245H249ZM251 243L253 245H251ZM78 244L81 246V249H80V246ZM238 245L241 246V248ZM76 246H77V248H76ZM78 246H79V248H78ZM72 247H74V248H72ZM238 247L241 250L237 249ZM64 248H65V250H64ZM82 248H86V249H83V251L86 250L88 252V250H89L90 253L89 252L88 253L87 252L81 253ZM33 249H34V247H33ZM195 250H197V249H195ZM238 250H239V252H238ZM61 252H63V254ZM96 252L98 254H96ZM102 252H104V253H102ZM60 253L62 254V256H61L62 258L60 257ZM91 253H93V254H91ZM94 253L96 254L95 256H94ZM117 253H119V254H117ZM120 255H122V254H120ZM73 256H74V258H73ZM76 257H77V259H76ZM78 257H79V259H78ZM109 257H110V259H109ZM1 258H2V260H1ZM34 258L36 260L35 256H34ZM148 259H152L153 260V262H152V260H149L148 264H150V263L154 264L155 261L152 258L151 254L148 255ZM236 259H237V261H236ZM55 260H56V262H55ZM59 260H60V262H58ZM33 262L32 263L22 262V263H24V264H33ZM110 262L108 264H110ZM111 263H113V262H111ZM155 264H157V262H155Z\"/></svg>",
    "mask_w": 264,
    "mask_h": 264
},
{
    "label": "crops",
    "instance_id": "3",
    "mask_svg": "<svg viewBox=\"0 0 264 264\" xmlns=\"http://www.w3.org/2000/svg\"><path fill=\"white\" fill-rule=\"evenodd\" d=\"M238 12L239 11L236 7H233L230 5L221 6V3L217 0H213L211 4L209 5V7L207 8V10L205 11V13L207 14V17L211 18L213 16L211 18L212 22L215 24L217 23L220 26L230 24L235 19H237L239 17ZM213 13L214 15H212ZM248 20L251 21V24L257 29H259L258 28L259 25L263 24L262 20L257 17L251 18ZM36 243L37 242H36L35 235H33L32 237L24 241L17 250V255H16L17 258H19L22 262L32 263L35 260L34 256L32 255V249ZM244 255L246 257V261L248 264H264V254L261 253L257 249L249 248L244 253Z\"/></svg>",
    "mask_w": 264,
    "mask_h": 264
}]
</instances>
